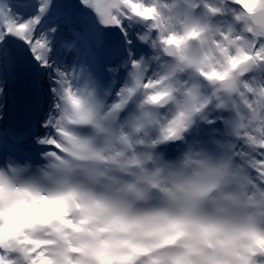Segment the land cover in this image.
Segmentation results:
<instances>
[{"label":"clouds","instance_id":"9594fccd","mask_svg":"<svg viewBox=\"0 0 264 264\" xmlns=\"http://www.w3.org/2000/svg\"><path fill=\"white\" fill-rule=\"evenodd\" d=\"M105 3L0 145V264H264V0Z\"/></svg>","mask_w":264,"mask_h":264},{"label":"snow or ice","instance_id":"6c2138e0","mask_svg":"<svg viewBox=\"0 0 264 264\" xmlns=\"http://www.w3.org/2000/svg\"><path fill=\"white\" fill-rule=\"evenodd\" d=\"M102 17L107 14L105 0H88ZM53 17L57 18L55 34L49 30ZM66 31L72 47L87 48L103 36L95 27L91 12L80 0L53 3V0H0V67L7 70L18 64L38 62L41 69L49 68V60L56 51L57 37ZM42 118V116H41Z\"/></svg>","mask_w":264,"mask_h":264},{"label":"rangeland","instance_id":"374dc122","mask_svg":"<svg viewBox=\"0 0 264 264\" xmlns=\"http://www.w3.org/2000/svg\"><path fill=\"white\" fill-rule=\"evenodd\" d=\"M70 2V0H53V3H66ZM57 24L58 21L56 17H53L51 20L50 25ZM66 32V31H64ZM104 33L108 35L106 39H102L105 41L107 47H113L116 40L119 39V32L118 30H107ZM63 32H61L57 37V46L59 40L61 39L64 42L63 47L66 49L68 42L72 38L71 36L68 39L62 37ZM100 42H93V47L99 45ZM67 44V45H66ZM90 44V48L95 51ZM76 50H79V54H85V50L83 47H75ZM53 57V56H52ZM50 58L49 62H54ZM74 57V56H73ZM32 64L35 65L33 68L31 65L25 64H18L16 66H10L7 70L0 67V87L3 89V92L0 95V102L5 106H15L17 104H29L35 108V122H34V130L28 135V141H32V136L34 134H39L43 131L40 127L39 120L37 119L38 115L42 113L43 110L47 108V101H48V89L50 85V81L48 79L49 74L51 73L50 68H42L40 67L38 62L33 61ZM17 86V88H16ZM28 100V101H27ZM42 100V101H41ZM44 100V103H43ZM2 109V108H1Z\"/></svg>","mask_w":264,"mask_h":264},{"label":"bare ground","instance_id":"6f19581e","mask_svg":"<svg viewBox=\"0 0 264 264\" xmlns=\"http://www.w3.org/2000/svg\"><path fill=\"white\" fill-rule=\"evenodd\" d=\"M70 35L67 32H63L62 37H65V39L69 37ZM62 39V38H61ZM61 39L58 42V45L56 47V51L53 54L52 60L56 63V64H60V63H72L73 60L77 57L80 56L81 54H79V50L75 47L70 46L69 42L68 45L66 47V49H64L63 44L64 42L61 41ZM72 39V38H71ZM70 39V41H71ZM99 45H97L95 47V51H99L102 52V54L106 53L108 51L107 46L105 44V41H99ZM63 43V44H62ZM94 52V51H92ZM95 53V52H94ZM74 56V57H73ZM1 88V87H0ZM2 92H0L1 95ZM1 100V99H0ZM42 101V100H41ZM2 102H0V114H2L3 118L0 119V128L2 125H5L7 123V121H5L6 119L8 121H10V123L15 122L17 125H21L23 128V131L27 134H30L33 130H34V122H35V108L32 109L31 105H29L28 103L20 105L17 104L15 106H5V104L3 103V105L1 104ZM44 103V100H43ZM2 108V109H1ZM24 139H21V141H23ZM26 140V139H25Z\"/></svg>","mask_w":264,"mask_h":264}]
</instances>
